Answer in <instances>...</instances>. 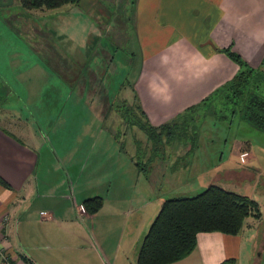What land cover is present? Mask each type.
Listing matches in <instances>:
<instances>
[{"label":"crops","instance_id":"1","mask_svg":"<svg viewBox=\"0 0 264 264\" xmlns=\"http://www.w3.org/2000/svg\"><path fill=\"white\" fill-rule=\"evenodd\" d=\"M111 2L119 6L125 4L126 10L132 7L129 21L133 27V37L127 41L132 43L133 57H124L128 61L122 62L120 47L116 46L118 44L115 43L116 38L110 23L114 17L109 16L111 11L106 5L107 0H79L56 9H64L57 16L59 21L64 22V27L63 30L59 27L55 31H60L66 37L63 59L66 61L64 66L68 74H72L74 69L77 71L78 64L81 63L82 67L81 73L76 72V78L71 75L68 77L66 71L61 73H65L64 77L71 90H78L79 96L88 95L90 103L105 106L94 108L93 112L102 121L109 120L111 123L106 128L112 135L111 142L119 148L118 152L126 147L132 148L135 154L138 152L133 143L135 140L130 145L118 133L121 122L114 124L110 120V116L120 114V108L114 107V99H120L122 86L127 83L119 86L113 101H110L111 86L119 76L121 68L123 71L126 67L129 68L128 76L131 73L129 64L133 69L129 86H125L127 100L134 98L142 117L154 126H161L178 116L188 114L190 108L201 104L234 78L240 67L227 53L228 50L238 53L248 66L258 68L264 62V0ZM91 18L103 22L99 21L101 25L97 27L90 21ZM32 31L41 32V29H24L25 33ZM79 35L81 38L77 41ZM93 43H97L94 52L90 50ZM45 45L47 47L40 44L39 48L45 53L51 52L50 55L56 61L60 52L55 46ZM33 48L36 53V44ZM45 57L50 56L45 54ZM92 81L95 86H92ZM98 86L106 89V98L100 97ZM124 124L128 130L137 127L135 124ZM33 125L20 110L0 107V177L6 182H0V244L5 253L15 264H50L45 261L47 254H77V260L81 262L79 264H112L107 255L120 254V244L118 243L119 247L108 250L103 240L98 238L96 226L101 217L109 216L113 222H118L115 217L120 216L121 211L118 209L114 212L108 208L118 201H111L109 196L105 197L98 189L106 188L110 194L113 183L108 185L104 178H92L89 175L88 184L95 191L86 193L84 197H71L73 205L79 212L87 198L100 196L104 199L103 206L96 213H82L85 221L72 219L65 206L54 203L57 186L62 184L65 187V179L56 184H43L42 187L39 177L42 157L36 145V140L40 141L41 137L35 132ZM103 126L105 129V125ZM248 149L249 147L241 149V161H245L249 155ZM244 152H248V155L242 158L241 154ZM51 154L52 151L49 153L50 158ZM146 157L149 164L153 155ZM131 159L138 165L139 161L135 160L134 155ZM192 163L194 164V159L190 163L185 160L178 167V171L175 170L181 185L189 181ZM183 171L187 172L186 175ZM125 172L124 177L130 175ZM149 175L150 179L151 174ZM67 176L70 177V174ZM123 183L124 187L129 186L128 180ZM114 186L120 189L121 184ZM161 198L158 197L159 202L162 201ZM35 206H45V209H40L39 216L36 214V218L30 211ZM249 219L244 228L252 226ZM77 228L82 229L80 233ZM244 228L238 235L201 232L194 251L186 258L170 264H219L229 258H236L237 264H263L259 250V254L253 256L256 249L253 242L257 241L259 232L252 231L246 237ZM65 234L68 238L63 236ZM69 239L75 244L67 246ZM250 242L254 251L250 250ZM58 258L63 259L60 256ZM0 264L4 263L1 261Z\"/></svg>","mask_w":264,"mask_h":264},{"label":"rangeland","instance_id":"2","mask_svg":"<svg viewBox=\"0 0 264 264\" xmlns=\"http://www.w3.org/2000/svg\"><path fill=\"white\" fill-rule=\"evenodd\" d=\"M106 5L111 11L109 16L114 17L110 23L115 43L118 44L116 46L120 47L122 62L128 61L125 58L133 55L132 43L127 41L133 37V27L129 21L132 7L126 10L125 4L119 6L111 0H107ZM63 11L64 9H26L19 0L0 2V107L20 110L35 125V132L41 137L40 141L36 140V145L42 157L39 172L42 187L43 184H56L63 178L66 183L65 187L62 184L57 186L54 203L65 206L72 219L85 221L81 211L77 212L74 207L71 197H84L86 193L95 191L88 184L89 175L92 178H104L108 185L113 183L110 194L106 188L98 189L105 197L109 196L111 201H118L108 208L114 212L119 209L121 214L115 217L118 222H113L109 216L101 217L97 222L96 233L108 250L119 247L120 244V254L107 255L112 264H138L139 249L163 201L173 197H191L212 183L218 184L248 195L260 203L263 219L250 218L252 226L245 227L244 232L246 237L252 231L259 232L257 241L253 242L256 249L253 250L250 242V250L254 251V257L260 251L264 264V131L251 126L239 113L232 115L229 105L215 101L214 106L203 104L200 109L189 112L185 119L182 117L181 125L172 127L171 139L167 136L159 138L155 146L139 126L128 130L124 124H133L136 117L143 119L137 108V101L126 98L125 86H129L133 73L129 64L130 75L128 76V67L124 71L121 68L111 86L110 101H113L119 86L127 82L122 86L120 99H114V107L120 108V114L115 113L110 116V120L114 124L121 122L118 133L130 145L135 140L133 143L138 152L135 154L128 147L121 150L122 153L118 152L119 148L111 142L112 135L106 128L111 123L109 120L102 121L93 112L94 108L105 106L90 103L88 95L79 96L78 90H71L64 77L65 73L62 74L63 71L67 72L64 66L66 61L63 59L66 37L55 30L59 27L63 30L64 22L57 19L58 14ZM90 21L97 27L103 22L96 18H91ZM31 27L40 28L41 32H24V29ZM80 38L79 35L77 41ZM35 44L36 53L33 48ZM40 44L55 46L60 52L57 59L62 60L54 61L50 55L52 53H45L39 48ZM96 44L91 46L92 52L95 51ZM100 53L103 54L102 51ZM45 54L50 57H45ZM77 69L72 74L67 72V76L76 78V72L81 73V63ZM94 81L91 82L92 86H95ZM98 88L100 97L106 98V89L102 86ZM224 114L228 117H222ZM247 147L249 155L245 161H241L240 151ZM151 154L152 163L147 164L146 156ZM133 155L141 163L139 166L132 161ZM193 159L194 164L188 165L191 168L189 181L181 185L175 170L185 160L190 163ZM124 172L130 175L124 177ZM182 173L186 175L187 172ZM127 180L129 186L124 187L123 181ZM117 184H121L120 189L114 186ZM158 197H162V201L159 202ZM147 203L149 205L145 207ZM40 209H45V206L31 208L35 218L36 214L39 216ZM77 230L80 233L82 229ZM63 236L68 238L66 234ZM67 243V246L75 244L70 239ZM58 256L63 259L60 260ZM77 257V254H47L45 261L50 264H79L81 262H78Z\"/></svg>","mask_w":264,"mask_h":264},{"label":"trees","instance_id":"3","mask_svg":"<svg viewBox=\"0 0 264 264\" xmlns=\"http://www.w3.org/2000/svg\"><path fill=\"white\" fill-rule=\"evenodd\" d=\"M79 0H19L26 9L56 10ZM230 57L240 69L234 78L218 88L198 106L187 112L196 111L203 104L214 106L215 101L229 105L232 115L239 113L251 126L264 131V62L261 67L248 66L241 56L228 50ZM144 112L142 111V114ZM187 113L161 126L152 125L146 118L136 117L133 124L143 130L156 146L159 138L173 136L175 125ZM222 117H228L224 114ZM184 122V120H183ZM154 146V148H155ZM152 162V159L150 160ZM150 162V164H151ZM141 163L138 162V165ZM148 164V163H147ZM0 182L5 180L0 177ZM100 196L87 198L83 205L93 214L103 206ZM263 219L260 203L245 194L210 184L206 189L191 197H173L163 201L138 252V264H170L189 256L198 244L201 232H221L238 235L249 218ZM26 261H29L25 257ZM219 264H237L236 258H229Z\"/></svg>","mask_w":264,"mask_h":264},{"label":"built area","instance_id":"4","mask_svg":"<svg viewBox=\"0 0 264 264\" xmlns=\"http://www.w3.org/2000/svg\"><path fill=\"white\" fill-rule=\"evenodd\" d=\"M248 155V152H244L241 154L242 158H245V156ZM81 213H84L86 211L84 205L80 206ZM3 262L4 264H15L11 258L7 256V254L4 251L3 246L0 244V262Z\"/></svg>","mask_w":264,"mask_h":264},{"label":"water","instance_id":"5","mask_svg":"<svg viewBox=\"0 0 264 264\" xmlns=\"http://www.w3.org/2000/svg\"><path fill=\"white\" fill-rule=\"evenodd\" d=\"M1 1H3V0H0V2H1ZM8 1H12V2H13L14 0H8Z\"/></svg>","mask_w":264,"mask_h":264}]
</instances>
